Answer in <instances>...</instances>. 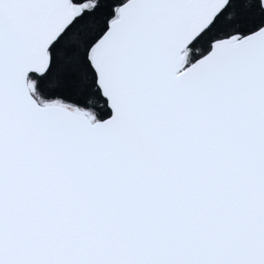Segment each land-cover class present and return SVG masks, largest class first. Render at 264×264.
<instances>
[{
  "label": "snow or ice",
  "instance_id": "snow-or-ice-1",
  "mask_svg": "<svg viewBox=\"0 0 264 264\" xmlns=\"http://www.w3.org/2000/svg\"><path fill=\"white\" fill-rule=\"evenodd\" d=\"M0 264H264V0H0Z\"/></svg>",
  "mask_w": 264,
  "mask_h": 264
}]
</instances>
